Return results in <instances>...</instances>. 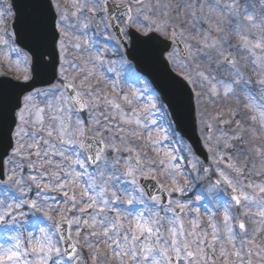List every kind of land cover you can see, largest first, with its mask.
Segmentation results:
<instances>
[{"label": "snow or ice", "instance_id": "obj_1", "mask_svg": "<svg viewBox=\"0 0 264 264\" xmlns=\"http://www.w3.org/2000/svg\"><path fill=\"white\" fill-rule=\"evenodd\" d=\"M27 7L0 0V264H264V0Z\"/></svg>", "mask_w": 264, "mask_h": 264}, {"label": "water", "instance_id": "obj_2", "mask_svg": "<svg viewBox=\"0 0 264 264\" xmlns=\"http://www.w3.org/2000/svg\"><path fill=\"white\" fill-rule=\"evenodd\" d=\"M13 2L15 4L14 11L16 15L13 22L11 23V28H15L16 31L20 32L24 27L28 13L30 11V9L27 7L29 0H13ZM133 60L136 64L137 70H140L142 73H144L147 78H149V80H151V82L159 90L161 95L163 97H167L168 100L172 102L173 108H179V110L181 111V118L175 124L177 131H179L180 134L184 136L186 141H188L190 137L191 142L195 144L197 150L202 155H206V153L201 147L198 135L196 134V132L193 131L194 124L188 117L187 103L178 101L174 90H172L173 97H170L163 87V83H168V80L165 76V68L162 65L156 63L154 60H152L149 56L142 53H138V56Z\"/></svg>", "mask_w": 264, "mask_h": 264}, {"label": "rangeland", "instance_id": "obj_3", "mask_svg": "<svg viewBox=\"0 0 264 264\" xmlns=\"http://www.w3.org/2000/svg\"><path fill=\"white\" fill-rule=\"evenodd\" d=\"M2 69H0V71H1ZM175 147H179V145L178 144H176V145H174ZM198 193L197 192H195V191H193L192 193H191V195L193 196V198L195 197V195H197Z\"/></svg>", "mask_w": 264, "mask_h": 264}]
</instances>
